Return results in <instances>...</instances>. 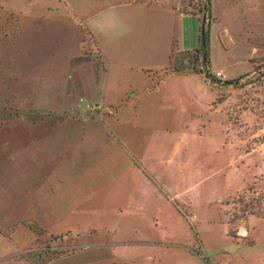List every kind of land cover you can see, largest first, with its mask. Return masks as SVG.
I'll return each mask as SVG.
<instances>
[{
	"label": "crops",
	"instance_id": "0c3cea01",
	"mask_svg": "<svg viewBox=\"0 0 264 264\" xmlns=\"http://www.w3.org/2000/svg\"><path fill=\"white\" fill-rule=\"evenodd\" d=\"M189 1L8 2L23 27L21 36L12 38L9 67L21 72V44L29 41L27 53L36 59L24 62L34 64L45 81V70L68 53L76 93L106 106L105 123L70 132L80 144L77 187L66 193L50 226L41 220L55 235L76 231L81 246L44 264H172L174 246L183 240L173 220L178 215L187 223L181 212L185 189L174 186L185 178V135H196L203 156L206 147L215 152L223 146L219 115L206 116L215 97L206 82L187 72L157 75L169 65L173 48L194 49L185 42V22L199 14L188 12ZM247 27L262 40L252 43V56H264V0L252 8ZM85 35L91 38L92 54L82 51ZM13 68L8 72L21 77ZM254 152L244 155L246 164L258 158Z\"/></svg>",
	"mask_w": 264,
	"mask_h": 264
},
{
	"label": "rangeland",
	"instance_id": "374dc122",
	"mask_svg": "<svg viewBox=\"0 0 264 264\" xmlns=\"http://www.w3.org/2000/svg\"><path fill=\"white\" fill-rule=\"evenodd\" d=\"M9 1L0 0V264H44L81 246L76 231L55 235L41 220L50 226L66 193L77 187L80 144L70 132L105 123L106 106L76 93L68 53L45 70V81L24 62L36 59L27 53L29 41L21 44V72L9 67L12 38L23 32ZM258 5L262 0H190L188 12L199 18L185 22V42L194 49L173 48L169 65L157 72L159 78L182 72L201 77L215 93L206 116L215 112L222 124L223 146L215 152L206 147L204 156L196 135H185V178L174 186L185 189L187 223L174 213L173 228L183 240L174 246L172 264H264V148H258L264 141V56H252V43L262 40L247 27ZM84 41L82 51L92 54L91 38ZM204 70L211 79L197 73ZM252 150L258 158L246 164Z\"/></svg>",
	"mask_w": 264,
	"mask_h": 264
},
{
	"label": "trees",
	"instance_id": "16d2710c",
	"mask_svg": "<svg viewBox=\"0 0 264 264\" xmlns=\"http://www.w3.org/2000/svg\"><path fill=\"white\" fill-rule=\"evenodd\" d=\"M202 24V23H201ZM201 34H203L204 41L202 42L201 40V35H200V47L202 49L203 53V64H206V54H207V32L204 31L203 27L201 28ZM197 73H203L204 76L208 79H211V74L208 73V71L204 70L203 72H197ZM229 82V81H228Z\"/></svg>",
	"mask_w": 264,
	"mask_h": 264
},
{
	"label": "water",
	"instance_id": "95a60500",
	"mask_svg": "<svg viewBox=\"0 0 264 264\" xmlns=\"http://www.w3.org/2000/svg\"><path fill=\"white\" fill-rule=\"evenodd\" d=\"M201 40H202V42L204 41L203 34H201Z\"/></svg>",
	"mask_w": 264,
	"mask_h": 264
}]
</instances>
